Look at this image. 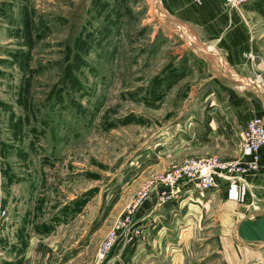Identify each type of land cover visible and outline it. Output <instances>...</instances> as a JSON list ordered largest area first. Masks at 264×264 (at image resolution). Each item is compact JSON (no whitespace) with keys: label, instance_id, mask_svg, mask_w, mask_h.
<instances>
[{"label":"rangeland","instance_id":"obj_1","mask_svg":"<svg viewBox=\"0 0 264 264\" xmlns=\"http://www.w3.org/2000/svg\"><path fill=\"white\" fill-rule=\"evenodd\" d=\"M162 5L0 0V264H226L213 194L160 179L240 157L251 119L202 121L222 72ZM235 11L259 97L264 0Z\"/></svg>","mask_w":264,"mask_h":264},{"label":"crops","instance_id":"obj_2","mask_svg":"<svg viewBox=\"0 0 264 264\" xmlns=\"http://www.w3.org/2000/svg\"><path fill=\"white\" fill-rule=\"evenodd\" d=\"M162 1V10L178 18L166 12L178 31L188 41L194 39L211 66L222 72L218 83L227 99L221 104L219 99L206 98L209 104L218 102L219 111L204 114L202 121L232 122L236 131H242L254 116H264V90L255 95L259 71L250 61L255 43L242 15L227 8L223 0H205L202 5L192 0ZM243 13L246 18L244 9ZM259 155V170L247 179L248 186L226 187L210 200L218 209L215 221L226 264H264V147Z\"/></svg>","mask_w":264,"mask_h":264},{"label":"built area","instance_id":"obj_3","mask_svg":"<svg viewBox=\"0 0 264 264\" xmlns=\"http://www.w3.org/2000/svg\"><path fill=\"white\" fill-rule=\"evenodd\" d=\"M205 0H193L202 5ZM249 0H223L227 8L241 10ZM264 147V123L260 118L251 119L242 136L241 156L223 159L206 156L186 160L162 175L160 181L167 186L191 185L193 190L214 194L226 187L239 189L248 186V178L259 170L260 151Z\"/></svg>","mask_w":264,"mask_h":264}]
</instances>
